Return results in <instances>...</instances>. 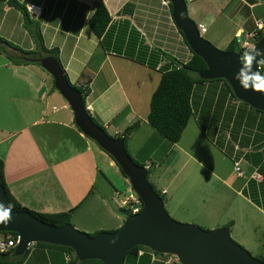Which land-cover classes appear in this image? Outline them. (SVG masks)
<instances>
[{"label": "crops", "instance_id": "0c3cea01", "mask_svg": "<svg viewBox=\"0 0 264 264\" xmlns=\"http://www.w3.org/2000/svg\"><path fill=\"white\" fill-rule=\"evenodd\" d=\"M17 1L26 7L32 21L38 23L44 46L57 49L69 82L75 86L87 85L85 109L108 135L115 136L127 125L138 121L137 128L125 142L126 145L130 138L138 139L133 152H145L140 157L142 162L138 163L147 169L148 162L151 165L156 162L151 158L158 146L155 142L164 147L165 153L173 151L172 146L177 148L171 164L181 161L180 171L183 167L186 171L176 188H170L171 179L167 181L169 190L159 189L164 190L162 195H165L164 204L168 208L176 205L178 210L172 211L183 215L185 221L194 222L200 213L213 216L218 203L224 209L228 208L238 196L257 201L259 204L254 202L252 206L264 216L263 113L256 111L251 122L250 112L246 113L249 123L242 130L245 133L234 140L229 151H224L227 156L222 158L230 160L232 167L233 161L237 160L239 165L242 163L247 168V178L237 188L228 176L207 168L181 145L176 142L166 145L167 140L158 138V133L146 122L149 96L160 72L176 67L190 57V50L175 27L168 6L162 5L160 0ZM98 3L105 7L109 20L103 33L96 37L87 20ZM28 5H33L32 11L27 9ZM186 10L196 24L204 26L202 33L205 35L201 36L220 49L233 38L238 46L244 40L252 42L246 35L254 31L256 21H264V0H186ZM21 22L20 13L0 1V37L24 50H33L35 43ZM3 67L0 88L2 85L3 93L7 95L4 100L9 101L14 112L12 118L9 113L8 119L0 122V159L10 194L28 209L45 213L68 211L70 224L86 233L119 227L123 217L114 210L118 207L117 196L121 190L105 175L106 168L114 167L121 183L125 184L127 180L113 160L75 128L67 104L61 103L58 108L51 105V117L41 118L45 115L48 99H56L59 93L51 88L50 78L38 65H15L0 58V68ZM156 73L159 76L156 77ZM213 86L222 91L223 101L228 99L229 107H221L228 118L226 122L223 118L219 120L218 126L213 125V134L218 129V136L221 133L230 135L234 126L231 121L238 116L236 111L244 112L247 107L236 105L220 81L194 85L190 98L191 116L196 120L200 118L203 93ZM59 108L63 111L57 114ZM4 113L2 105L0 120ZM78 142L82 149L74 148ZM61 147L66 151L58 156ZM254 169L262 180L248 177ZM151 175L149 172L148 181L158 183V178L150 180ZM213 183L221 188L214 187ZM228 199H231L229 204ZM247 202L251 204L245 199L248 205ZM214 221H217L215 225L223 226L229 220L218 218ZM230 221L233 225L234 220ZM68 260L69 256L57 249L31 244L20 264H66ZM174 263V258H168L161 264Z\"/></svg>", "mask_w": 264, "mask_h": 264}, {"label": "water", "instance_id": "95a60500", "mask_svg": "<svg viewBox=\"0 0 264 264\" xmlns=\"http://www.w3.org/2000/svg\"><path fill=\"white\" fill-rule=\"evenodd\" d=\"M167 1L172 21L181 31L187 47L205 63V68L197 76L204 80L223 79L236 99L264 112V95L251 89L245 91L234 79L241 67L239 53L219 49L204 39L187 14L186 0ZM253 46L262 53L264 34ZM259 59L260 56L257 57ZM38 63L52 78L54 89L69 106L74 125L114 160L131 190L141 200L142 207L138 212L126 215L116 229L99 231L93 236L70 223L56 226L37 219L28 211H12L11 222L6 226L0 225V232L16 233L14 255H21L29 244L45 242L71 248L79 261L96 259L101 264H120L124 253L138 245L153 252L172 255L179 264H264L231 239L228 226L203 229L172 219L165 211L160 196L147 182L146 167L136 164L127 154L124 136L111 137L91 120L83 105L81 92L69 85L53 56H42ZM253 71H257L255 63ZM0 202L6 205L1 185Z\"/></svg>", "mask_w": 264, "mask_h": 264}, {"label": "rangeland", "instance_id": "374dc122", "mask_svg": "<svg viewBox=\"0 0 264 264\" xmlns=\"http://www.w3.org/2000/svg\"><path fill=\"white\" fill-rule=\"evenodd\" d=\"M201 35L204 36L205 33L204 34L201 33ZM0 58L2 59L4 58V61L6 62L9 61V59L1 51H0ZM39 69L42 70L43 74L48 75L41 67H39ZM3 70H5L4 67L0 68V73L3 72ZM150 74H152V72H150ZM155 75L157 77L159 76V73H156ZM48 77L50 78L49 75ZM156 77H154V80L156 79ZM1 78L3 77H1L0 75V79ZM220 82L223 83L222 81ZM203 94H204L203 99L201 100V104H200V106H202L203 108L202 115L198 120H196V117L194 118L193 115L189 117L186 126L180 135L179 140L176 142L177 143L176 145H181L185 151H187L192 157H194L197 161L202 163L207 168L211 170H218L220 173L228 176L231 180H233L232 183L233 186L237 188V186H239V184L242 183L247 178V168L245 165L240 163L239 168L245 173L243 174L244 176L242 175L243 177L240 178L236 177L235 175L236 171L232 167V162L222 157L227 156V154H225L224 151L227 152L230 150L231 147H233L234 140L236 138L238 139L240 135L245 133V132L242 133V130L245 129L247 127V124L249 123L247 118L248 116L245 114L250 112V122H251V119L253 118L251 116L255 114L256 110L231 95L230 99H233L235 103H237L236 105H238V103L239 105L242 106L244 105V107H247V110L244 112L242 110L236 111L238 116H234L236 119H234L233 117L231 121V123H234V126H233V131L230 135L221 133V135L218 136V132H217L218 129L214 132L216 134H213V125L218 126L219 120H221L222 118L225 120L224 122H226L228 117L225 116L220 109L221 107H223V109L229 108L227 106L228 99H226V101H223L222 91L219 90V88L216 89L215 86L211 87V89H208L207 91H204ZM5 95L6 94L3 93V87L1 85L0 106L3 105V107L5 108V113L3 114L0 120V122L2 123L8 119L9 113H11L12 115L11 118L14 115L13 108L10 105L9 101L4 100ZM212 97H214L213 100ZM61 103L67 104L65 100L58 94L56 96V99H48V105L46 104L47 107L44 109L45 115L43 114L41 118L43 120L50 118L51 117L50 106L55 105L58 108V106ZM231 106H233V104H231ZM62 111L63 110L59 108L57 114L62 113ZM229 111L230 110L227 111L228 114ZM241 115H244L245 117H241ZM239 122L240 124H238ZM75 128L77 129L76 126ZM159 137L160 135L158 136V138ZM223 139L225 140L223 141ZM137 143H138L137 138H130L128 144L125 145V149L128 152L129 156L133 158L136 162H142L140 157L141 154H145V152L142 150L139 153H134L132 150ZM164 143L166 145H171L170 142L168 141ZM77 144L78 145H75L74 148H77L78 146L80 149L83 148L80 142H78ZM155 144H158V146L151 158L154 159L156 162H154L153 165H151L149 162L147 163L148 165L147 169H149L150 174L152 173L150 180L151 179L156 180L158 178V183H152L153 186L155 187V190L157 191L160 189V187H165L166 189L169 190V186H167V181L169 182L171 179H172V183H170V188H172V186L176 188L177 186L175 185L178 183V180L180 179L182 174L186 171L185 167H183V169L180 171L181 161L173 162V164H171V159L174 157L175 152H178V150L175 146H172L171 148L173 149V151H168L167 153H165L163 152L164 147L160 143L155 142ZM68 146L69 145L66 144V147ZM235 147L236 146L234 145V148ZM65 151L66 148H62V147L59 148V151L57 153L58 156H60L62 153H65ZM157 163H159V165ZM105 175H107L110 178V182L113 185H115L121 190L119 196L117 197L121 198L123 195H126L128 193L129 186H127V183L125 184H123V182L121 183V181L117 178L114 171V167L106 168ZM205 179H207V176H205ZM209 184L211 186V182ZM213 184L214 187L219 186V188H221L220 185H217L216 183ZM235 199H236L235 202H232V205H230L226 209H224L222 205H220L221 203H218L217 204L218 206L216 205L217 208L213 216L212 215L207 216L204 215L203 213H200L194 219V222L185 221L183 219L184 217L183 215H177L174 211H172V209H174L175 211L178 210L176 205H174V207L169 206L168 208V206H166L163 201V207L167 212V214L172 219L183 223H192L203 229H212L215 228L216 226L220 227L219 226L220 223H218V225H215L217 221H214L218 218L222 221H226V220L230 221L231 219H233L234 220L233 225H231V227L229 226L231 228L229 232L231 239H233L236 243H238L243 248H245L252 256L257 257L259 256L257 254L264 253V220H263L264 216L255 206H252V203L253 205H255L254 202L256 204H259L257 201H253V199H250V197H246L245 199H247L251 203L249 204L247 202L248 203L247 205L245 204V199L243 200V198L241 197L239 198L238 196H236ZM163 200H165V195H163ZM230 202L231 199H228V204ZM114 211L123 218L125 217L122 213L117 212L116 210ZM1 237L2 235L0 233V238ZM5 241L7 242V239H5ZM168 258L169 259L174 258L175 260L174 264H179V262L175 259L174 256L168 254H161V255L154 254L155 262L153 264H161L164 260ZM125 264H128V261Z\"/></svg>", "mask_w": 264, "mask_h": 264}, {"label": "trees", "instance_id": "16d2710c", "mask_svg": "<svg viewBox=\"0 0 264 264\" xmlns=\"http://www.w3.org/2000/svg\"><path fill=\"white\" fill-rule=\"evenodd\" d=\"M0 1L4 2L7 6H10L16 9L20 13L21 20H22L21 23L23 27L27 30L29 35L32 37L35 43V48L33 50H24L18 47L17 45H14L13 43L7 41L6 39L0 37V51L3 52L4 55L9 59L10 63L15 64V65L16 64L25 65V64L31 63V64H36L39 66L38 59L40 57L45 56V55L53 56L55 60L58 62L60 68L62 69L69 85L77 89L79 92H81L82 101L84 105V99L88 91L87 85L85 84L84 86L83 85L75 86L69 82L66 76V73L64 71V68L59 62V59L57 56V49L56 48L47 49L44 46L41 34L39 32L38 23L36 21L34 22L32 21L31 17L29 16L26 10V7L22 3L18 2L17 0H0ZM168 7L171 10L169 3H168ZM108 20H109V15L105 7L103 6L102 3H98L96 7L94 8L92 14L89 16L87 20V25L92 31V33L96 37H99L105 30ZM178 31L182 35L181 31L180 30ZM263 34L264 33L256 31V34L253 35L251 38L252 43L258 40ZM223 50H233L238 53H241V48L238 46V43L235 40V38L230 40L227 46ZM204 68H205L204 61L199 56L195 55L194 53L190 51V57L184 63H180L176 67H170L160 72L159 80L149 96L146 122L162 138H164L170 143H175L179 140L180 135L183 129L185 128L189 117L192 114L190 98H191L192 90L195 84L203 83V82L222 81L226 89L228 90V92H230L229 94L233 96L229 86L223 79H210V80L200 79L197 76V73L203 70ZM50 80H51V88L54 90L53 81L51 77H50ZM255 110L264 114L263 111H260L257 109ZM90 118L96 125H98L105 131V129L92 116H90ZM137 126H138V121L135 120L131 124L124 127L119 134L115 136H111V137H118L120 135H123L124 136V147H125V142L127 140L128 135L132 131H134L137 128ZM111 160L113 159L111 158ZM132 160L138 165H143L141 163L136 162L133 158ZM115 165L117 166L116 163ZM117 168L119 169L118 166ZM119 172L125 178V176L122 174L120 169H119ZM148 173H149V170L146 169L147 182H149ZM149 184L151 185L154 192L160 196L162 201H164L162 193H160L159 190L158 191L155 190V187L150 182ZM0 185L2 186L4 194H5L6 205H11L12 211H28L31 215H33L37 219L45 223L56 225V226H59L65 223H70L68 211L45 213V212L28 209L27 207L20 205L16 201V199L10 194L7 188V185L4 181L3 163L1 159H0ZM115 210L117 212L122 213L124 216H126L127 214L123 209L119 207L115 208ZM231 224L232 222L228 221L223 226L229 227L231 226ZM107 231H112V230H107ZM97 232L99 231L91 232L88 234L90 236H93ZM0 233L8 241L6 249L3 251H0V264H20V261L22 262V260L26 256L29 246L24 250V252L21 255H14L13 249H14L15 240L17 237L16 233L12 231H5V232H0ZM32 244L35 246H39V247L57 249L62 253H66L69 256V260L66 264H101V262L96 259H87V260L79 261L76 258L73 250L67 246L54 245V244L45 243V242H34ZM138 250H141L142 253L138 254L137 253ZM150 252L151 250L147 247L138 246V245L133 246L124 253L120 264H125L127 263V261H128V264H153L155 261H154V258H151ZM153 254L161 255L162 253L153 252ZM256 258L264 262V255H259Z\"/></svg>", "mask_w": 264, "mask_h": 264}, {"label": "built area", "instance_id": "2783aa9c", "mask_svg": "<svg viewBox=\"0 0 264 264\" xmlns=\"http://www.w3.org/2000/svg\"><path fill=\"white\" fill-rule=\"evenodd\" d=\"M160 3L162 5L168 6L169 2L167 0H160ZM32 8H33V5H28L27 7L29 11H32ZM196 26H197L199 34L201 35V33L204 31V26L202 24H196ZM256 31L264 33V21H260V20L256 21L254 23V31L248 33L246 36L248 38H252V36L256 34ZM252 46H253V43L248 42L246 40L240 43V46H239L241 48V53H239L240 61H241V57L243 53L246 51H249L252 48ZM260 59H264V48L262 51V55L260 56ZM257 71H259L261 75H264V65L257 64ZM233 169L236 171L237 176H242L244 174V172L239 168V163L237 160L233 161ZM248 177L256 181H259L261 179L260 174L255 169L251 171ZM160 192L163 193L164 190H161ZM117 205L119 208L123 209L127 213L126 215L134 214L138 212L142 207L141 200L131 190L130 186L128 188V193L126 195H123L121 198H118ZM15 243H16V240H15ZM7 244H8V241L6 242L5 237L2 235V237L0 238V251L5 250L7 247ZM137 253L141 254L142 251L138 250ZM150 256L151 258H154V254L152 251L150 252Z\"/></svg>", "mask_w": 264, "mask_h": 264}, {"label": "clouds", "instance_id": "9594fccd", "mask_svg": "<svg viewBox=\"0 0 264 264\" xmlns=\"http://www.w3.org/2000/svg\"><path fill=\"white\" fill-rule=\"evenodd\" d=\"M261 55L262 53L255 46L244 52L241 57V67L235 74L234 79L239 82L240 87L245 91L251 89L253 92L264 95V75H261L259 71H253L254 63L264 65V59L257 60V57ZM127 185H129L128 182ZM11 220L12 206H6L3 202H0V225L6 226Z\"/></svg>", "mask_w": 264, "mask_h": 264}]
</instances>
